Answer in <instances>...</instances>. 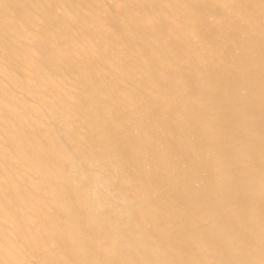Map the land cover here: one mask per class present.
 Wrapping results in <instances>:
<instances>
[{"label":"bare ground","instance_id":"1","mask_svg":"<svg viewBox=\"0 0 264 264\" xmlns=\"http://www.w3.org/2000/svg\"><path fill=\"white\" fill-rule=\"evenodd\" d=\"M0 264H264V0H0Z\"/></svg>","mask_w":264,"mask_h":264}]
</instances>
